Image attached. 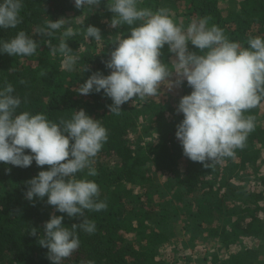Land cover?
Here are the masks:
<instances>
[{"label":"trees","instance_id":"trees-1","mask_svg":"<svg viewBox=\"0 0 264 264\" xmlns=\"http://www.w3.org/2000/svg\"><path fill=\"white\" fill-rule=\"evenodd\" d=\"M106 3L102 0L88 12L77 9L74 0H23V22L16 29H0V40H9L23 30L38 42L32 56L0 53V88L7 81L22 101L26 98L20 110L43 113L58 121L83 109L108 130V140L95 158L98 175L77 174L99 185V199L107 202V210L85 213L95 221L97 230L92 235L79 233L80 249L64 264L86 260L95 264H178L164 254L177 225L184 233L193 234L192 243L196 239L212 243L207 259L198 264H264V258L257 255L250 261L251 248L243 247V240L264 239V103L247 113L256 117V128L244 149L205 168L185 157L176 139V126L183 114L176 113L175 99L137 98L123 104L121 113L114 115L108 108L112 100L103 91L79 95V84L93 72L110 74L104 63L112 50L108 38L117 32L128 33L127 26L110 27L112 13ZM221 4L222 0H141L140 6L153 10L167 7L180 24L210 16V24L218 25L231 41L242 45L250 36L264 37V0H239L234 9ZM79 16V20L70 21L73 28L82 23L95 26L104 40H85L82 34L70 38L68 46L79 60L74 70H67L62 57L51 55L45 44L51 39L58 46L63 29L52 37L40 36L35 30L49 19L54 22ZM189 50L198 52L191 44ZM163 53L162 60L169 63L173 54L167 46ZM86 64L90 71L84 72ZM21 80L27 83L21 84ZM179 88L180 98L191 93L186 81ZM25 154L30 153L26 150ZM44 170L48 166L37 167L35 161L27 168L0 163V264H51L48 250L37 241L55 209L46 203L47 197L25 198L26 182ZM55 214L64 216L67 227L80 222ZM31 227L37 229V236L29 234ZM190 260L185 258L186 263Z\"/></svg>","mask_w":264,"mask_h":264},{"label":"clouds","instance_id":"clouds-1","mask_svg":"<svg viewBox=\"0 0 264 264\" xmlns=\"http://www.w3.org/2000/svg\"><path fill=\"white\" fill-rule=\"evenodd\" d=\"M101 2L74 0L77 9L88 12ZM140 5L141 0H107V11L112 13L110 27L127 26L128 33L117 32L108 38L112 50L104 63L110 74L93 72L79 84L78 94L103 91L112 100L110 113L119 115L123 104L137 98H159L161 85L171 90L186 81L191 93L179 100L176 113H182L183 120L175 132L183 155L205 168L234 157L256 128V117L247 113L264 103V37L250 36L242 45L231 41L218 25L210 24V16L193 18L185 27L174 20L167 7L153 10ZM23 7V0H0V29H16L23 22ZM79 18L49 19L35 30L40 36L52 37L63 29L58 46L51 39L45 44L51 55L62 57L67 70H74L79 60L68 46L70 38L82 34L85 40H104L95 26L82 23L73 28L70 21ZM189 44L198 52L190 51ZM165 46L174 57L169 63L162 60ZM37 49L38 42L23 30L9 40H0V53L9 56L28 57ZM83 71H90L87 64ZM22 103H27L26 98L22 101L14 86L5 81L0 88V163L27 168L35 161L37 167L48 166L26 182L25 198L47 197L46 203L55 212L80 220L67 227L64 216L54 212L38 237L51 264H64L80 249L79 233L92 235L97 230L95 221L85 213L107 210V202L99 199V185L77 174L98 175L95 158L108 140V130L83 109L73 110L70 119L52 121L43 113L20 110ZM26 150L30 154H25ZM29 234L37 236V229L31 227Z\"/></svg>","mask_w":264,"mask_h":264},{"label":"rangeland","instance_id":"rangeland-1","mask_svg":"<svg viewBox=\"0 0 264 264\" xmlns=\"http://www.w3.org/2000/svg\"><path fill=\"white\" fill-rule=\"evenodd\" d=\"M236 1H239V0H222L221 5L223 6V8L234 9L236 7V4H235ZM171 15L173 17V14ZM174 20L176 21L175 18ZM181 24L187 25L188 23L185 20H183ZM173 58L174 57H172V59ZM179 89L180 88H173L169 90L166 87V85L165 86L161 85V89H160L161 94L159 98L154 97V99H167V97L169 98L171 97L176 100V103H177L176 106H178V103L180 100L179 99L180 98ZM172 226L174 227L176 225L174 224ZM179 227L181 226L177 225V228H174V230L171 231V234L173 235L174 238H173V241H171L168 244L167 248L165 249L164 254L166 255L167 259H170L178 264H190V261L193 264H198V261L203 260V258L207 259V256H206L207 251H208L207 248L210 245H212L209 239H206L205 242L196 239L192 243L191 237L193 236V234L184 233V231L178 229ZM243 247L251 248L250 253L252 254L250 257V261H254L256 258V255L259 256L260 259L264 258V239H262V237H259L257 239L256 238L247 239V241L243 240ZM185 258L191 259V260L188 261V263H186L187 261H185Z\"/></svg>","mask_w":264,"mask_h":264}]
</instances>
